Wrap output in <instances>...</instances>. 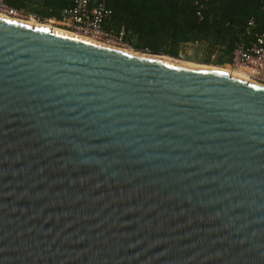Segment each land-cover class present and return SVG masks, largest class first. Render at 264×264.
<instances>
[{
	"label": "water",
	"instance_id": "1",
	"mask_svg": "<svg viewBox=\"0 0 264 264\" xmlns=\"http://www.w3.org/2000/svg\"><path fill=\"white\" fill-rule=\"evenodd\" d=\"M0 264H264V87L0 18Z\"/></svg>",
	"mask_w": 264,
	"mask_h": 264
},
{
	"label": "trees",
	"instance_id": "2",
	"mask_svg": "<svg viewBox=\"0 0 264 264\" xmlns=\"http://www.w3.org/2000/svg\"><path fill=\"white\" fill-rule=\"evenodd\" d=\"M18 9L35 8L39 19L61 18L64 9L76 0H6ZM111 11L105 28L120 31L135 49L153 55L178 58L183 43L204 44L211 54L224 53L228 63L236 43L245 37L247 22L264 20L262 0H209L198 16L194 0H105ZM260 28V27H258ZM207 63L210 59H207Z\"/></svg>",
	"mask_w": 264,
	"mask_h": 264
},
{
	"label": "built area",
	"instance_id": "3",
	"mask_svg": "<svg viewBox=\"0 0 264 264\" xmlns=\"http://www.w3.org/2000/svg\"><path fill=\"white\" fill-rule=\"evenodd\" d=\"M208 1L194 0L200 18ZM0 12L12 17L21 16V9L11 6L6 0H0ZM110 13L105 0H76L72 6L63 10L61 18L50 17L46 20L102 40H122L126 34L124 29L117 32L105 28ZM247 26L245 37L236 43L227 65L244 69L253 80L264 84V20L260 24L255 18H250ZM184 57L182 52L178 54V58Z\"/></svg>",
	"mask_w": 264,
	"mask_h": 264
},
{
	"label": "rangeland",
	"instance_id": "4",
	"mask_svg": "<svg viewBox=\"0 0 264 264\" xmlns=\"http://www.w3.org/2000/svg\"><path fill=\"white\" fill-rule=\"evenodd\" d=\"M7 15V14H6ZM8 17L13 18L14 20H16L17 22H21V23H26L28 24L29 22H32L33 20L35 22H37L38 24H44V25H50L54 28H58L67 32H72V33H76L73 30L68 29V27L63 26L61 24L58 23H51L48 20H46V18L44 19H39L38 14L36 13L35 8L31 7V8H25V9H21V16L20 17H12L7 15ZM54 17H52L53 19ZM80 34V33H78ZM85 37H89L91 41H95V42H99L105 45H110L113 47H117V48H122V49H126V50H130V51H134V52H138L140 54H146V55H151L148 52H144L145 50H138L135 49V47L132 44V41H135V39H132V41L130 42L129 39L127 38H123L122 40L120 39H111V40H106V39H98L96 37L93 36H88L85 34H82ZM182 52L185 57L184 59L182 58H174L175 60L181 61V62H185V63H193V64H197V65H203V66H213L214 68H233V69H237V70H242L240 68H234L230 65H227L228 63H221L220 59L225 56L224 53L222 51H220L219 49L215 50L212 54L210 52V50L206 47V45L204 44H198V43H183L181 44V46L179 47V53ZM153 55V54H152ZM155 56H168V55H155ZM207 59H210V62L207 63ZM243 71V70H242Z\"/></svg>",
	"mask_w": 264,
	"mask_h": 264
},
{
	"label": "bare ground",
	"instance_id": "5",
	"mask_svg": "<svg viewBox=\"0 0 264 264\" xmlns=\"http://www.w3.org/2000/svg\"><path fill=\"white\" fill-rule=\"evenodd\" d=\"M0 18H3V19H7V20H11V21H14V22H17L16 20H14L13 18L11 17H8L6 14L4 13H1L0 12ZM18 23H21V22H18ZM22 24H26V23H22ZM26 25H30V26H34V27H37V28H42V29H47V30H51V31H55V32H58V33H63V34H67V35H72V36H75V37H79V38H83V39H86V40H89L90 38L89 37H85L83 36L82 34L84 33H80V32H76V33H72V32H67V31H64V30H61V29H58V28H54L50 25H44V24H38L37 22H35L34 20L32 22H29L28 24ZM80 33V34H78ZM87 35V34H85ZM89 36V35H88ZM92 36V35H90ZM94 37V36H93ZM97 38V37H96ZM99 39V38H98ZM92 40V39H91ZM90 40V41H91ZM95 42V41H93ZM99 43V42H97ZM102 44V43H101ZM105 45V44H103ZM110 46V45H108ZM113 47V46H112ZM117 48V47H116ZM122 49V48H121ZM126 50V49H124ZM130 51V50H129ZM132 52V51H131ZM134 52V51H133ZM137 54H140L137 52ZM141 55H146V54H141ZM146 56H153V57H158V58H161V59H165L167 61H170V62H175V63H180V64H186V65H191V66H197V67H203V68H209V69H214V70H220V71H226V72H230V73H233L241 78H244L250 82H253L261 87H264V84L263 83H260V82H257L255 80H253L249 74L247 73V71H245L244 69H242L241 71L240 70H237V69H233V68H214L213 66H203V65H197V64H193V63H185V62H181V61H178V60H175L174 58H171L169 56H155V55H146ZM241 69V68H240Z\"/></svg>",
	"mask_w": 264,
	"mask_h": 264
}]
</instances>
